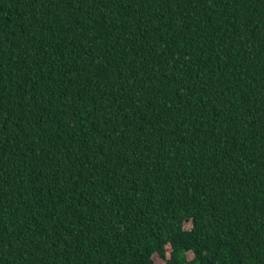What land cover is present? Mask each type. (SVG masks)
<instances>
[{"label":"trees","instance_id":"16d2710c","mask_svg":"<svg viewBox=\"0 0 264 264\" xmlns=\"http://www.w3.org/2000/svg\"><path fill=\"white\" fill-rule=\"evenodd\" d=\"M156 254L264 264V0H0V264Z\"/></svg>","mask_w":264,"mask_h":264},{"label":"rangeland","instance_id":"374dc122","mask_svg":"<svg viewBox=\"0 0 264 264\" xmlns=\"http://www.w3.org/2000/svg\"><path fill=\"white\" fill-rule=\"evenodd\" d=\"M186 225H191L190 222H187ZM192 256V255H190ZM155 261L157 264H168L166 258H161L159 255H155Z\"/></svg>","mask_w":264,"mask_h":264}]
</instances>
